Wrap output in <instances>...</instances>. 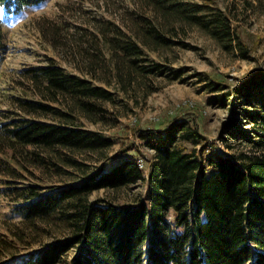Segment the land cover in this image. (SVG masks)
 <instances>
[{
  "label": "trees",
  "instance_id": "trees-1",
  "mask_svg": "<svg viewBox=\"0 0 264 264\" xmlns=\"http://www.w3.org/2000/svg\"><path fill=\"white\" fill-rule=\"evenodd\" d=\"M46 1L0 0V52L6 48L3 36L9 25L24 9ZM201 1L203 5L192 6L185 0H140V20L147 29L127 32L114 24L109 37L97 34L95 58L110 59L112 79L125 89L139 69L137 59H146V50L154 44L172 42L166 35L177 24L197 28L226 50L242 49L238 24L215 0ZM254 1L257 6L264 2ZM249 5L255 8L253 1ZM40 70L48 95L21 99L25 115L3 125L0 169L24 168L21 159L28 158L30 148L60 151L62 159L63 153L69 159L77 152L104 157L113 140L86 124L98 123L107 111L98 102L113 94L59 66ZM217 86L221 84L216 83L215 90ZM66 95V109H54L51 104ZM232 97L245 120L259 130L245 131L236 123L227 127L229 136L261 151L240 162L216 151L197 125L182 116L157 128L131 129L135 139L120 153L134 151L145 159L141 148L150 150L155 164L149 173L138 158L128 156L60 188L9 181L17 185L7 188L16 215L29 223H50L61 213L68 230L66 237L18 257L14 264H264V71L225 93L221 101L226 105ZM40 166L50 174L64 170L57 161H41ZM139 182L147 183L148 192L136 204L89 200L96 191H118Z\"/></svg>",
  "mask_w": 264,
  "mask_h": 264
},
{
  "label": "rangeland",
  "instance_id": "rangeland-1",
  "mask_svg": "<svg viewBox=\"0 0 264 264\" xmlns=\"http://www.w3.org/2000/svg\"><path fill=\"white\" fill-rule=\"evenodd\" d=\"M252 1L256 9L249 5ZM215 2L238 24L245 43L242 49L235 46L226 50L197 28L177 24L176 30H168L166 35L172 42L167 40L163 46L154 44L146 50V59H137L139 69L130 76L132 83L125 89L112 79L110 59L95 58V45L97 34L111 35L114 24L127 32L138 27L146 30L140 20L144 12L140 0H47L24 9L9 25L3 36L6 48L0 52V156L5 147L1 136L3 125L25 115L21 99H46V81L40 68L49 65L61 67L66 74L87 78L93 86H101L113 94L111 99L98 102L107 110L98 123L86 124L88 129L112 139L113 146L101 159L87 152H77L69 159L63 153L62 159L60 151L30 148L28 158L21 159L25 169L3 165L0 264H14L18 257L68 234L60 220L61 213L50 223H29L16 215L7 188L17 185H10L9 181L22 185L44 182L49 187L60 188L74 184L85 172H94L103 164H117L128 156L138 158L145 173H149L155 164L150 150L141 148L145 159L134 151L120 153L126 143L135 139L132 128H157L183 116L190 125H197L214 149L224 155L240 162L261 153L245 139L227 134L232 123L241 125L245 131L259 130L245 120L241 109L235 106V98L226 101V105L221 99L256 72L264 71V2L258 6L254 0ZM185 3L203 5L201 0H185ZM116 60L122 63V59ZM216 83L221 84L218 90L214 89ZM69 101L70 96H60L51 105L54 109H66ZM137 143L141 141L137 139ZM50 160L64 168L61 174L46 173L41 168V161ZM147 192V183L139 182L118 191H96L89 200L112 199L136 204L146 198Z\"/></svg>",
  "mask_w": 264,
  "mask_h": 264
}]
</instances>
